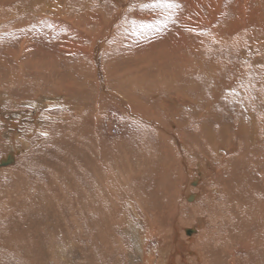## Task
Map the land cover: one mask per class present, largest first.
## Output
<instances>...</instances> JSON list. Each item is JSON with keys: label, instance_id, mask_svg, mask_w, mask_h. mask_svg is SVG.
Segmentation results:
<instances>
[{"label": "rangeland", "instance_id": "rangeland-1", "mask_svg": "<svg viewBox=\"0 0 264 264\" xmlns=\"http://www.w3.org/2000/svg\"><path fill=\"white\" fill-rule=\"evenodd\" d=\"M26 1L0 0V157L12 151L15 159L13 164L0 167V264H139L142 261L143 249L138 235L145 236L150 231L147 229V219L143 212H147L150 217L158 215L156 216L158 235L150 231L151 235H146L143 239L146 240L148 249L155 248L158 242L159 247L163 249L175 247L169 254L172 257L171 264H200L196 259L199 255L196 251L199 249L209 259H215L214 253L218 250L214 247L218 240L213 244L209 237L221 235L223 223L232 221L229 210L222 209L231 203H217L220 199H217L219 196L215 190H211L212 198L211 194L205 197L204 206L199 202L210 179L205 180L206 171L218 168L215 157L210 156L206 150L207 159H202L199 165L197 161L189 163L187 159L179 156L181 149L179 150L177 146L179 140L176 139L177 135L174 132L175 122L166 121L169 124L164 125L154 120H143L120 105L124 104L127 98L133 97L131 100L135 102L134 104L142 102L143 106H146L147 102L143 101L146 90L147 92L151 88L156 90L167 81L162 77L155 80L154 76L157 73L148 71L150 64L157 67L153 59H145L144 56V48L149 46L145 45L150 37L148 29L145 26L135 29L130 19V13L135 9L134 5L138 0H32V3L31 0ZM159 1L161 0H152L149 3L150 8L157 4L161 7ZM187 1L192 7L199 2ZM169 3H166V6L176 7L174 0ZM221 3L225 13L222 20L226 26L231 25L233 13L243 11L245 8L251 11V14L257 11L264 22V0H221ZM48 5L49 14L46 16L49 24L45 29L41 27L40 30H36L29 24L34 23L32 13L35 11L34 14H39L38 11L47 8ZM247 5L254 9H247ZM30 6L32 11H29ZM35 6L40 9H35ZM202 6L204 11L209 10L207 1L202 3ZM179 10L183 12L180 8L176 9V12ZM197 11L198 9H192V14ZM249 12L246 14L249 15ZM145 13H148L147 10ZM161 13L163 16V11ZM83 17L86 25L80 23ZM87 17L95 18L90 29H87L89 28ZM161 19L160 25L163 27L155 26L154 30L162 28L160 32L165 34L167 29L163 25L164 18ZM16 23L29 24L31 36H16L14 30L19 27ZM193 37L191 36L189 40L191 41ZM197 39L193 38L190 45H197ZM253 40L257 42L258 35L253 37ZM203 42L201 44L206 45V48L211 45ZM157 43L154 41L151 46ZM201 44L197 46L201 51H198V48L194 53H200L210 60L211 57L206 55L205 47ZM215 46L217 47L213 50L212 57L223 53L222 50L219 52L218 45ZM255 48L250 49L251 53L246 51V57L223 54V59L240 77L239 90L233 98L236 96L241 98L237 100L244 107L249 106V101L246 93L248 88L240 87L247 77L241 78L243 64H246L249 58L257 57L260 60L257 62V69L264 72L262 54L264 47ZM238 63L242 64L236 67L235 64ZM221 71L223 76L233 73L228 67H221ZM260 87L261 84L252 86V89L264 91V87ZM114 96L122 99L119 104ZM262 96L264 97L263 92L258 98L262 99ZM262 103L259 101V104ZM143 106L137 105V109H142ZM146 107L150 115L151 109ZM123 112L125 116L122 115ZM226 125L227 131H224V138L218 141L217 153L220 146H228L230 150H235L236 154L248 155L250 157H246L255 163H263L264 136L258 133L260 131L254 134L252 130L250 133L249 129L248 131L246 129L244 133L250 142L245 136L243 138L245 147L249 149L245 150L242 143L243 147L240 145L239 150L240 143L231 145L234 141L233 132L237 131V128L233 130L232 125ZM156 129H161L159 130L161 133L165 131L167 137L171 136L169 138L172 139L174 147H177L175 152L177 157L168 154L166 161L161 157L155 147L158 146L155 138ZM179 147L182 148V144ZM254 151H257L259 157H254ZM102 155L104 157H101ZM208 156L211 159H208ZM99 158V161H104L109 168L103 165L100 167L96 162ZM167 162L172 166L161 167ZM220 163L224 171H230L231 164H226L225 161L223 164ZM89 169L94 170L92 183L88 182L90 178L86 173ZM199 175L201 179L195 182ZM103 179L107 181V185L102 184ZM259 183L264 185L262 176ZM244 191L248 192L249 189ZM188 193L196 197L189 199ZM76 197L84 207H76ZM61 202L62 204H59ZM189 205L196 207L190 210ZM169 206L172 211L167 218L165 210ZM97 207L101 209L97 210ZM205 219L209 220V224ZM187 231H190L189 234ZM230 238L237 239V234L231 233L228 240ZM171 242H174V246H171ZM222 246L228 247L227 242H222ZM206 247L210 250H203ZM109 249L113 252L110 253ZM155 255L157 259L159 254Z\"/></svg>", "mask_w": 264, "mask_h": 264}, {"label": "bare ground", "instance_id": "bare-ground-1", "mask_svg": "<svg viewBox=\"0 0 264 264\" xmlns=\"http://www.w3.org/2000/svg\"><path fill=\"white\" fill-rule=\"evenodd\" d=\"M46 1H48V0H46ZM49 1H51V0H49ZM151 1L152 0H138L136 2V4L134 3L135 9H132L131 13L129 12L130 17H131L130 19L133 22L135 29L136 28L139 29V27H141V26H145L148 29V36H150V37H149V39L146 40L145 45L149 44V46H145L144 56H145V59L146 58H149V60L153 59L157 65V67H156L154 64H150L148 71L151 73H157L154 76L155 80L162 77V78H165L167 81L165 80L166 81L165 85L164 84L160 85L161 87H159L156 90H151V89H153V88H151L150 91L147 92V90L145 89L146 92L143 94V101L147 102L146 106L150 107L149 108V109H151L150 115L148 114V108L146 106H143L144 104L142 102L137 103V101H138L137 100L136 101L137 104H134L135 102L131 100V98H133V97L127 98L128 100L127 101L124 100L125 103L124 104L122 103L120 105H122L127 111L131 112L132 115L136 116L137 118H141L143 120L144 119L147 121L148 120H154V122L158 121L164 125H165L166 121H169V122L172 121L173 123L175 122V131L174 132L177 135L176 139L178 138V140H179V142L177 143V146H178L179 150L181 149L179 151V156H180V158H184L185 160L187 159L189 163H193V162L195 163L197 161L198 165H199V162L202 159H207L206 158V154H207L206 150L209 152L208 154H210V156L212 155L213 157H215V161H216L215 164L217 163L218 168L212 169V170L210 169L209 171H206L207 179H205V180L207 181L209 178L210 179L206 183V188L204 187V192L202 193L203 196L200 199L201 201H199V202L201 203L202 206H204L205 205L204 200L206 199L205 197H208L211 194V198H212L213 193H211V190L212 189L215 190V192L218 193V196H219V198H217V199H220V200H217V203H219V202L220 203L221 202L222 203H226V202L231 203L227 207H222V209H228L229 210V212L231 214L230 216L232 217V221H229V222L226 221L223 223V227L220 229L222 231L221 235L220 234L218 235L217 232H215L217 234L216 237H212V236L209 237L210 239H212L213 244H214L215 240H218V242L215 245L216 247H214L218 250V252L214 253L215 259L214 258L209 259L203 253H201L200 249H199V251L196 249L197 250L196 252H198V254H199L196 259L199 260V263L200 264H202V263H204V264H264V185L262 186V184L259 183L260 177L262 176L264 178V162L263 163H255L251 158H248L250 156H248V155L242 156V155L236 154L235 150H230L229 149L230 147L223 146V145L220 146V151L217 153L218 141H219V139L222 140L224 138V134H225L224 131H227V125L226 124L232 125L233 130H235L237 128V131L233 132L234 137H232V138H234V141L231 142L232 143L231 145H237L240 143L239 144V150L241 148L240 145L242 146L243 144H244L243 146H244L245 150L249 149V148L245 147V143H244L245 140L243 138V136H245V138L248 137L244 133V131L246 129H247L246 131H248V129H249V132L252 130L253 133L254 132L256 133V131H260L258 133H260L262 136H264V97L262 96L263 97L262 99H261V97L258 98V95L261 92L264 93V91L252 89V86H258V85L260 86V84H261V87H264V75H262V74H264V72H259L257 69V62H260V60L257 59V57L249 58V61L246 64H243L244 67H243V69H241L242 70L241 71V73H242L241 78H244L246 76L247 77L244 78V82L241 83L240 87L246 86L248 88L246 93L248 95L247 100L249 101V106L244 107V106H242L243 104L241 105L240 102L237 100L239 97L236 96L235 97L236 99L233 98V95L236 92L238 93L237 90H239L238 82H239L240 77H239V75H237V73H235L233 71L234 68L231 67L230 64H228L223 59L224 53L232 54V55L238 54L239 56L244 55L246 57V51H250L251 48H252V50H255L256 49L255 47H259V48L264 47V22L261 20V16L256 13L257 12L256 10H258V9L254 10V11H256V12H254V14H251L250 13L251 11L249 12V10H246V8L244 9V8L237 7L238 9H244V10L243 11L242 10L241 11L235 10L236 11L235 13H233V14L231 13L232 15H234L231 23L228 21L231 25L226 26L225 21L222 20L223 19L222 16L225 13H224V9L222 7L223 3H221V0H218L217 2H215V0H199V2L197 1V3L194 2L195 6H193V7H192L191 3L188 1L186 2V0H174L175 1L174 6H176V7H173V8H171V6H169V5L166 6V3L170 4L169 1H173V0H161V1H159V4L161 5V7H158V4H157V6H155L154 4H156V3L154 2V4H153L154 8H150V6H149V3ZM205 1L208 2V9L209 10H207V11H204L205 10V9L203 10L204 6H202V3H205ZM236 1H238V0H236ZM30 2L32 3V0ZM50 3L52 4V2H49V4ZM4 4L5 3L3 2L2 7H4ZM26 4L30 5V3H26ZM246 4H248V3H246ZM238 5H239V3H238ZM241 5H243V4H241ZM9 6L11 7L10 4H9ZM31 6H30L29 11H32ZM39 6H41V5H39ZM120 6L122 7L123 5L120 3ZM48 7H50V5H48L47 8H45V9L39 10L38 11V12H40L39 14H36V13L34 14L35 11L32 13L33 16L31 18H32V20H34V23H29V24L34 26L36 30L37 29L40 30L41 27L45 29V27L49 24V21H47L48 18L46 16V14H49L48 13L49 12ZM167 7H170L171 9H167ZM224 7H225V5H224ZM235 7H236V5H235ZM179 8L181 10H183L182 13L180 10H179V12H176V9H179ZM249 8L252 9L253 7L252 6L248 7V5H247V9H249ZM10 9H13V8H10ZM15 9H17V8H15ZM35 9H40V8L36 7ZM192 9H194V10L198 9V11L196 13L192 14L193 13ZM228 9H230V8H228ZM146 10L148 13H145ZM233 10L234 9H232V11ZM245 10L247 11L246 12L247 14H248V12L250 14L247 15L245 13ZM161 11H163V16H162ZM17 14H19V12ZM29 14L31 15V13H29ZM227 14H229V13L227 12ZM44 15L46 17H43ZM13 16H15V15H13ZM9 17H11V16H9ZM50 18H52V17H50ZM87 18H88L87 22L89 23V28H87V29H90V25H93V23L95 22V18L94 17H87ZM161 18H164V24L163 25L166 26L165 29H167V31H165L166 32L165 34H162L160 32L162 30V28H161V30H159L160 28L157 31L154 30L155 26L163 27L162 25H160V22L162 20ZM13 19H15V18H13ZM28 22H29V20H28ZM51 23H52V21H51ZM80 23H82L83 25H86L85 17H83V19H80ZM16 24H18V23H16ZM18 25H19V27L14 30L16 36H18V35H30L31 36L32 30H30L28 28V25H22V24L21 25L18 24ZM171 26L173 28H171ZM172 29H173V31H172ZM140 35L142 36V34H140ZM256 35H258L259 40L257 42H253L254 41L253 37H255ZM191 36H194L193 38H195V39L198 38L197 39L198 40L197 45L196 44L194 46L190 45L192 43L191 41L193 40V38L191 41L189 40L191 38ZM242 37L244 38V40H242ZM154 41L158 42L157 45L151 46V43H154ZM202 41H204L205 43H210L211 45L208 48H206L205 47L206 45L203 46L201 44ZM204 42H203V44H204ZM241 42H243V43L241 44ZM200 44L203 47H205V53H206V55L208 54V56L211 57L210 60H208L204 55H201L197 51L196 52L199 53L200 55L194 53L195 50H198L199 47H197V46ZM215 45H218L220 47V49H218L219 52H221V50H222L223 53L219 54L216 57H212V55H213L212 52L217 47ZM198 51H201L200 48ZM237 52H239V53H237ZM250 53H251V51H250ZM190 54H191V57L189 58ZM262 54H264V52ZM215 55H217V54H215ZM241 64L242 63H238L235 65H236V67H238ZM221 67L222 68L228 67V70L233 71V73H230L227 76H223V73L221 71ZM220 71H221V73H220ZM245 72H246V74H245ZM160 74H162V75H160ZM69 81H71V80H69ZM156 84H157V81H156ZM59 91H61V89ZM243 94H245V93H243ZM110 96H112V94ZM141 97H142V95H141ZM120 98H121V96H120ZM114 99L116 100L117 103L118 102L120 103V101L122 100V99H118L117 96H114ZM239 99H241V98H239ZM259 99H261L262 101ZM259 101H260V103L261 102H263V103L259 104ZM51 102H53V101H51ZM54 103L55 102H53V104ZM40 104H42V103H40ZM137 105H142L143 108L141 107L142 109H137L138 108ZM43 106H45V105H43ZM144 107H146V108L144 109ZM81 109H82V107H81ZM125 109L123 111H125ZM143 109L145 111H143ZM122 115L125 116V113ZM141 122L143 123L142 120H141ZM148 123H150V121ZM166 124H169V123L167 122ZM244 124L246 126H244ZM170 125H171V123H170ZM155 128H157V127H155ZM149 129H150V127H149ZM159 130H161V129H159ZM159 130L156 129V132H155L157 134V135H155V138H157V142H158V146H155V147H157L156 149H158L161 157L165 160L166 158L169 157L168 154L176 156L175 152H176L177 147H174V143H172V141H171L172 139L169 138L171 136L168 134L169 137H167L166 136L167 134L165 135V131H163L164 133H161V131H159ZM152 131L154 132L153 129H152ZM167 132L168 131H166V133ZM10 135H12V134H10ZM172 135H173V133H172ZM253 136L255 137V135H253ZM247 139L248 138H246V140ZM258 139H259V137H258ZM252 140H254V139H252ZM259 140H262V139H259ZM248 141H249V139H248ZM171 144H172V146H171ZM181 144H182V148L179 147V145H181ZM255 145H256V143L254 144V146ZM248 146H250V145H248ZM250 147H252V146H250ZM255 148H257V147H255ZM256 152L257 151H254V153H253L254 157H259V154ZM177 153H178V151H177ZM210 156H208V159H211ZM246 156H248V157H246ZM263 156H261V157H263ZM94 157H96V156H94ZM101 157H104V156L102 155ZM100 158L97 159V161H96L97 164L99 163L100 167H101V165H103L105 168H109V165H107L104 161H99ZM158 159H160V158H158ZM49 160H50V157H49ZM223 161H225L226 164L227 163L231 164L230 171H224L222 169V167H221L222 165L220 162H222V164H223ZM170 166H172V165L167 162V163H164L161 167L169 168ZM95 168H97V167H95ZM202 168H205V167H202ZM251 168H254V169L250 170ZM144 170H146V169H144ZM93 172H94V170H92V169H89V171H86V173L89 175V178H90V181H88V182L92 181V175H94ZM172 173L173 172L171 171V174ZM157 177L158 176H156V178ZM180 177H182V176H180ZM200 179H201V175H199L198 178H195V182H197ZM157 180L159 181L160 179L157 178ZM170 180H172V179H170ZM158 181H156V182H158ZM101 182H102V184L107 185V181H105L104 179L101 180ZM91 183H89V184L91 185ZM144 186H146V185H144ZM155 187H157V186H155ZM245 189H249V191L246 192V191H244ZM67 190H69V189H67ZM197 194H199V193H197ZM187 197L189 199H191L192 197L193 198L196 197V195L188 193ZM76 202H77V206H76L77 208L84 207L78 197H76ZM37 203H38V201H37ZM87 203H88V201H87ZM211 203H213V202H211ZM59 204H62V202ZM128 204H130V202L127 203V205ZM39 205L40 204H38V206ZM173 205H174V203H173ZM209 205L211 206V204H209ZM96 206H98V205H96ZM170 206L172 207V205H170ZM170 206L168 207V209L165 210V211H167V215H166L167 218L170 217V214L172 211V210H170ZM195 207L196 206H190L189 209L192 210ZM96 209L98 210L101 208L97 207ZM132 212L134 213V211H132ZM229 212H227V213H229ZM183 213H185V212H183ZM85 214L86 213H84V215ZM94 214L96 215V213H94ZM143 214H145L144 216L147 219L146 220L147 229L149 228V230L152 232V234L158 235L159 230L157 228L158 223H157V219H156V216H158V215L154 214V215H151L152 217H150V215L147 212H143ZM87 215H89V214H87ZM220 215L222 216V214H220ZM56 217H58V216L56 215ZM216 217H218V216H216ZM72 218L75 219L74 216ZM120 218H122V217H120ZM86 219L89 220V218H86ZM208 219H205L207 224H209ZM199 220L203 221V219H199ZM186 221H187V219H186ZM74 222H76V221H74ZM214 222H215V220H214ZM112 223H114V222H112ZM177 223H179V222H177ZM212 223H213V221H212ZM74 224H76V223H74ZM87 225L89 226V224H87ZM92 228H94V227H92ZM150 231H149V233H150ZM189 232L190 231H187V234H189ZM72 233H74V232H72ZM139 233H141V232H139ZM149 233L145 234V236L151 235ZM231 233L237 234V239L230 238V240H228ZM173 235H175V234H173ZM138 236H139V240L142 241L141 243H142V249H143L142 250L143 254L141 256L142 261L141 262L139 261L140 262L139 264H171L172 257L169 254L172 251L171 249H175V247H173V248L172 247H170V248L166 247V249H163V248L159 247L160 243L158 242V244L155 248H152V249L149 248L148 249L147 244L145 242L146 240L145 241L143 240L145 238V236L144 235L143 236L138 235ZM78 237H80V236H78ZM201 237L198 238V240L201 239ZM116 239H118V237ZM202 240H204V239H202ZM78 241H79V239H78ZM116 241L119 242V240H116ZM224 241L227 242L228 247L222 246V242H224ZM174 242H171L172 243L171 246H174L173 245ZM206 246H208V245L206 244ZM114 247L116 248V246H114ZM202 248H203V245H202ZM203 250L209 251L210 248L206 247V249H203ZM108 251L110 253L113 252V251H111V249H109ZM189 252L193 253L192 251H189ZM155 253L159 254L157 259L155 257L156 256ZM166 253H167V255H165ZM185 258H188V257H185ZM203 260H206V261L203 262ZM98 264H101V263H98Z\"/></svg>", "mask_w": 264, "mask_h": 264}, {"label": "water", "instance_id": "water-1", "mask_svg": "<svg viewBox=\"0 0 264 264\" xmlns=\"http://www.w3.org/2000/svg\"><path fill=\"white\" fill-rule=\"evenodd\" d=\"M15 161L14 159V152H8L4 156L0 157V167L6 166L8 164H13Z\"/></svg>", "mask_w": 264, "mask_h": 264}]
</instances>
